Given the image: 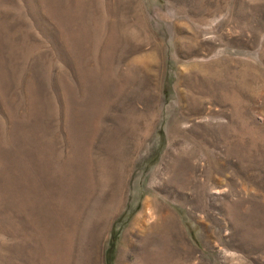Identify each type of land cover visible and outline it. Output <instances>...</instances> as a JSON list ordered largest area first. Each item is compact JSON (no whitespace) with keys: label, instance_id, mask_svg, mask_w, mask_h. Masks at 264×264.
I'll return each instance as SVG.
<instances>
[{"label":"rangeland","instance_id":"rangeland-1","mask_svg":"<svg viewBox=\"0 0 264 264\" xmlns=\"http://www.w3.org/2000/svg\"><path fill=\"white\" fill-rule=\"evenodd\" d=\"M0 264H264V0H0Z\"/></svg>","mask_w":264,"mask_h":264},{"label":"bare ground","instance_id":"bare-ground-1","mask_svg":"<svg viewBox=\"0 0 264 264\" xmlns=\"http://www.w3.org/2000/svg\"><path fill=\"white\" fill-rule=\"evenodd\" d=\"M223 65V64H222ZM229 65V64H228ZM217 83V82H216ZM215 83V84H216ZM212 84H213V82H212ZM209 85L211 86V84H210V82H209ZM214 86V85H213ZM234 86V85H233ZM237 87V86H236ZM239 87V86H238ZM208 88H210V87H208ZM233 88V87H232ZM231 88V89H232ZM213 89H214V87H213ZM207 90V89H206ZM208 91H210V90H208ZM213 92V91H212ZM215 92V91H214ZM234 92V91H233ZM201 93V92H200ZM236 93V92H235ZM238 93V92H237ZM215 95H216V93H214ZM214 94H212V95H214ZM211 95V94H210ZM211 95V96H212ZM240 95V94H239ZM239 95H235L236 97L237 96H239ZM207 96V95H206ZM229 96V95H228ZM235 96H234V98H235ZM208 97H209V93H208ZM224 97H225V95H224ZM190 98H191V96H190ZM189 99V98H188ZM192 99V98H191ZM230 99V98H229ZM233 99V98H232ZM237 99V101H238V98H236ZM194 100H196V98H194ZM225 101H226V98L224 99ZM190 101V100H189ZM193 101V100H192ZM220 101V100H219ZM229 101V100H228ZM235 104V103H234ZM193 106V105H192ZM192 106H191V108H192ZM194 106H196L195 105V101H194ZM238 106V105H237ZM194 109V108H193ZM237 109H239V108H237ZM236 112V111H235ZM234 118V117H233ZM177 133V132H176ZM176 135V134H175ZM238 138V137H237ZM240 139V138H239ZM236 141V140H235ZM237 142V141H236ZM234 144H236V143H234ZM231 146H233V145H231ZM239 146V145H238ZM237 146V147H238ZM235 149V148H234ZM236 150H238L237 148H236ZM240 150V149H239ZM230 151H233V150H230ZM236 152V151H235ZM234 153V152H233ZM240 153V152H239ZM238 155V154H237ZM240 156H242V155H240ZM242 158V157H241ZM186 169H187V167H186ZM155 208L157 209V211L159 212V210H161L159 207H157L156 205H155ZM167 216H165V214H161V212H159L158 213V216L156 215V217H155V219L153 220V225L154 226H151L150 224H144V226H146L147 228V230L149 231H157V232H159V233H166V232H168L169 230H172V227H171V222H170V219L171 218H166ZM141 222V221H140ZM140 224V223H139ZM142 224V223H141ZM140 227V226H139ZM145 228V227H144ZM146 230V231H147ZM171 232V231H170ZM146 233V232H145ZM150 233V232H149ZM156 233V232H155ZM152 234V233H151ZM168 234V233H167ZM166 234V235H167ZM169 235V234H168ZM147 236V235H146Z\"/></svg>","mask_w":264,"mask_h":264}]
</instances>
